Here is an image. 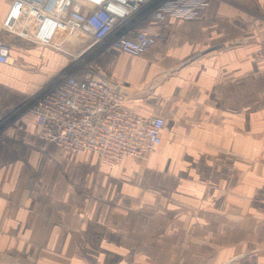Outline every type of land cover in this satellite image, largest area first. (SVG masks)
<instances>
[{
  "label": "crops",
  "instance_id": "crops-1",
  "mask_svg": "<svg viewBox=\"0 0 264 264\" xmlns=\"http://www.w3.org/2000/svg\"><path fill=\"white\" fill-rule=\"evenodd\" d=\"M19 16L16 0H0V41L12 44L17 58L15 64L0 62V116L69 62L54 48L16 36ZM162 31L167 43H156L152 61H101L94 72L122 83L132 110L165 119L162 143L146 159L125 157L111 166L96 154L65 153L39 137L30 114L6 125L9 137L0 139V264H35L43 243L55 247L44 249L43 264L61 262L62 242L78 236L65 228L78 225L84 211L79 202H88L92 192L118 202L125 210L120 215L137 225L139 219L163 225L165 214L179 210L185 224L197 228L193 241H202L206 226H232L221 240L236 236L246 248L250 242L264 246V174L254 170V162H264V64L255 56L264 38V0H209L203 12L172 18ZM221 194L239 201L236 213ZM212 201L217 204L206 208L230 209V220L197 212ZM256 256L264 264V250Z\"/></svg>",
  "mask_w": 264,
  "mask_h": 264
},
{
  "label": "rangeland",
  "instance_id": "rangeland-1",
  "mask_svg": "<svg viewBox=\"0 0 264 264\" xmlns=\"http://www.w3.org/2000/svg\"><path fill=\"white\" fill-rule=\"evenodd\" d=\"M164 1L167 0H154L151 4L144 6L139 12L132 15L121 31L115 32L111 37L103 40H96L81 31L72 29L62 20L44 15L32 9L29 15H25L24 17L20 14L19 18H15V22L21 23L19 27L14 26L16 36H22L25 40L33 44L51 47L52 49L54 48L53 50H55L56 53H60L62 61L69 62L57 77L49 79L36 92L24 95V100L19 105L6 110L5 113L0 116V139L9 137L6 129L7 124L22 121L28 114L34 116L32 108L35 102L48 91L54 89L58 83L60 84L61 79L63 81V77L71 75L80 76L91 71L93 73L98 72L97 68L101 67V61H152V58L156 56V52L152 49L156 43L158 46H164L167 43L168 34L163 32L162 28L165 27L166 23L171 19L156 21L153 17L155 7ZM144 28L150 29V32L157 36L156 43L145 53L132 55L118 47L112 46V40L119 34L128 32V30L134 31ZM0 42L8 43L5 41ZM8 44L11 48L9 50V55L13 58V61L0 62L15 64L17 63V58L13 55V45L10 43ZM261 44L258 49L261 47ZM257 51L255 52V56ZM164 54V49L158 51L159 56H164ZM32 116L30 117L31 121H33ZM64 152L68 153L67 151ZM150 154L151 153L142 157H128L143 160ZM121 161L115 164L101 162L112 166ZM257 167H261L262 171L258 170ZM254 170L255 174L263 175L264 162H254ZM199 180L201 184H205L206 180L204 178ZM211 180L212 179L208 180V184H210ZM224 181L227 180L222 179L223 183ZM220 196L223 200V205H231L234 207L233 209L236 213L235 207L237 205L233 203H239V201L230 199L228 194H221ZM86 199L89 201L79 202V207L84 210V215L82 213L83 216L81 215L78 217V225H71L65 228V230L71 234H77V240L62 242V261L56 262L55 264L262 263L263 259L256 256L264 250V246L261 245V243L250 242L249 248H246L245 239L242 237L234 236L233 241L227 240L225 242L221 240V238L225 239L229 236V230L232 226L222 227L219 230H217L216 225L206 226L207 228L204 229L200 235L202 241H193V238L197 237V235L194 236L195 234L193 233L197 228L186 225L185 220L181 219L183 213H180L179 210L175 211L174 215H172L173 212L165 214L167 221L163 225H147L145 222L148 223L150 221L148 219H139L142 224L139 223L140 225H137L135 219L122 217L120 213L125 212V210L118 209V202L111 198L107 199L102 193H89ZM104 204L109 205V208H105ZM215 204H217L216 201L200 204L198 205L197 212H201V210L204 209L207 211L206 217L208 219L220 218L223 220H230L228 213L230 209L222 208V210L219 211L217 209L213 210V208H211V210L206 208L213 207ZM91 212L94 214L93 217L85 216V214L89 215ZM239 215V218H243L241 213H239ZM154 217H156V215H154ZM157 217L161 218V216ZM244 221H247V219H244ZM245 228L244 224L241 229L244 230ZM234 231H236V227H234ZM246 232L247 230L245 232H239L238 235H242ZM216 237H220L218 242L216 241ZM84 238H86V240ZM204 238L209 241H205ZM193 246L198 247L192 248ZM49 248L54 249L55 247L45 243L37 245L35 250H37L38 253L36 254L35 264H37L41 257L42 259L39 264L44 263L47 256L43 251L44 249L50 250ZM68 250H71V252L68 253ZM252 254L255 255V257H253ZM47 264L53 263L47 260Z\"/></svg>",
  "mask_w": 264,
  "mask_h": 264
},
{
  "label": "built area",
  "instance_id": "built-area-1",
  "mask_svg": "<svg viewBox=\"0 0 264 264\" xmlns=\"http://www.w3.org/2000/svg\"><path fill=\"white\" fill-rule=\"evenodd\" d=\"M154 0H16L25 17L31 9L62 20L74 30L103 40L121 31L127 21ZM209 0H167L155 7L156 21L187 18L203 12ZM157 40L150 29L128 30L112 46L132 55L145 53ZM10 45L0 42V61L10 62ZM256 56L264 62V39ZM124 85L105 75L86 72L63 79L33 105L39 136L78 155L96 154L105 163L142 157L162 143L165 119L144 117L126 104Z\"/></svg>",
  "mask_w": 264,
  "mask_h": 264
}]
</instances>
